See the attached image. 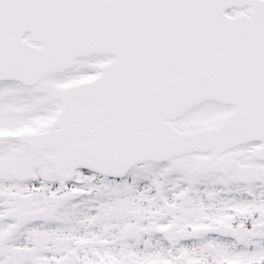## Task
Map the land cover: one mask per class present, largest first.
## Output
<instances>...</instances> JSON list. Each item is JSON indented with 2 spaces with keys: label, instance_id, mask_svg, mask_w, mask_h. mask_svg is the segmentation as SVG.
<instances>
[{
  "label": "snow or ice",
  "instance_id": "6c2138e0",
  "mask_svg": "<svg viewBox=\"0 0 264 264\" xmlns=\"http://www.w3.org/2000/svg\"><path fill=\"white\" fill-rule=\"evenodd\" d=\"M0 264H264V0H0Z\"/></svg>",
  "mask_w": 264,
  "mask_h": 264
}]
</instances>
